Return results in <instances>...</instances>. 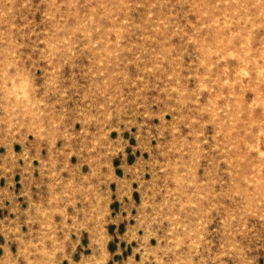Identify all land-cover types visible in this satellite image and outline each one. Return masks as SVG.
Listing matches in <instances>:
<instances>
[{"label": "rangeland", "instance_id": "rangeland-1", "mask_svg": "<svg viewBox=\"0 0 264 264\" xmlns=\"http://www.w3.org/2000/svg\"><path fill=\"white\" fill-rule=\"evenodd\" d=\"M0 264H264V0H0Z\"/></svg>", "mask_w": 264, "mask_h": 264}, {"label": "bare ground", "instance_id": "bare-ground-1", "mask_svg": "<svg viewBox=\"0 0 264 264\" xmlns=\"http://www.w3.org/2000/svg\"><path fill=\"white\" fill-rule=\"evenodd\" d=\"M234 114H235V112H234ZM184 149L185 148L183 147V148H180L178 150H175V154L173 156V159H170L167 167H165V169H164L166 176L164 178V189H163L164 191H163V193H161V197L165 200L163 203L164 205L167 204L166 201L171 199L172 193L175 189L174 183L176 181V178L179 175L181 165H182L184 158H185V155H186V151Z\"/></svg>", "mask_w": 264, "mask_h": 264}, {"label": "crops", "instance_id": "crops-1", "mask_svg": "<svg viewBox=\"0 0 264 264\" xmlns=\"http://www.w3.org/2000/svg\"><path fill=\"white\" fill-rule=\"evenodd\" d=\"M8 209V207L6 206V210Z\"/></svg>", "mask_w": 264, "mask_h": 264}]
</instances>
